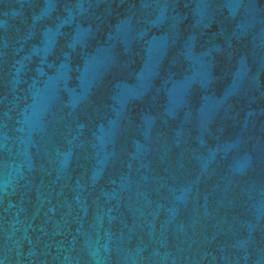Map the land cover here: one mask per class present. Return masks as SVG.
Masks as SVG:
<instances>
[{
	"label": "water",
	"instance_id": "95a60500",
	"mask_svg": "<svg viewBox=\"0 0 264 264\" xmlns=\"http://www.w3.org/2000/svg\"><path fill=\"white\" fill-rule=\"evenodd\" d=\"M0 264H264V0H0Z\"/></svg>",
	"mask_w": 264,
	"mask_h": 264
}]
</instances>
